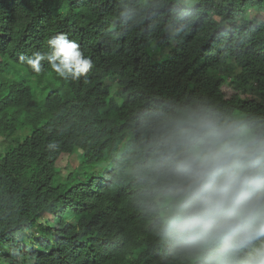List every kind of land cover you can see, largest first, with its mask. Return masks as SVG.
I'll return each instance as SVG.
<instances>
[{"label": "trees", "instance_id": "1", "mask_svg": "<svg viewBox=\"0 0 264 264\" xmlns=\"http://www.w3.org/2000/svg\"><path fill=\"white\" fill-rule=\"evenodd\" d=\"M60 32L86 78L20 61ZM194 96L264 116V0H0V264H193L155 234L140 168L148 116Z\"/></svg>", "mask_w": 264, "mask_h": 264}, {"label": "clouds", "instance_id": "2", "mask_svg": "<svg viewBox=\"0 0 264 264\" xmlns=\"http://www.w3.org/2000/svg\"><path fill=\"white\" fill-rule=\"evenodd\" d=\"M47 46L20 61L36 74L47 62L64 80L92 71V58L67 33L50 36ZM144 133L140 177L164 244L193 264H264V116L225 113L194 96L150 114Z\"/></svg>", "mask_w": 264, "mask_h": 264}, {"label": "rangeland", "instance_id": "3", "mask_svg": "<svg viewBox=\"0 0 264 264\" xmlns=\"http://www.w3.org/2000/svg\"><path fill=\"white\" fill-rule=\"evenodd\" d=\"M195 0H183L184 3H193ZM197 3V1H196ZM260 16V18H263V14L260 11L252 10L250 12V17L254 19L255 17ZM168 50H164L163 52H160L163 54L168 53ZM32 129L30 127L25 128L24 131L19 132L21 136H23L22 139H19V141L23 140L26 136L31 135ZM0 146L3 147V150L1 152V155L3 156L4 152L7 150V148L4 146V143L0 144ZM57 167L61 168L62 175H66L69 173L70 169L77 167V162L75 159H73L72 156L64 154L61 156L59 161L57 162Z\"/></svg>", "mask_w": 264, "mask_h": 264}]
</instances>
